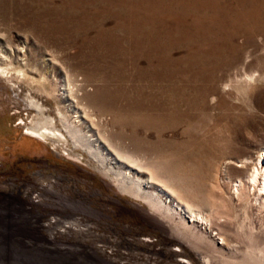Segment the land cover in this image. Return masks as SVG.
Here are the masks:
<instances>
[{
    "label": "rangeland",
    "instance_id": "obj_1",
    "mask_svg": "<svg viewBox=\"0 0 264 264\" xmlns=\"http://www.w3.org/2000/svg\"><path fill=\"white\" fill-rule=\"evenodd\" d=\"M0 43V264H264V0H0Z\"/></svg>",
    "mask_w": 264,
    "mask_h": 264
},
{
    "label": "bare ground",
    "instance_id": "obj_2",
    "mask_svg": "<svg viewBox=\"0 0 264 264\" xmlns=\"http://www.w3.org/2000/svg\"><path fill=\"white\" fill-rule=\"evenodd\" d=\"M1 50H3V48H1V45H0V52H1ZM19 50H17V49L16 50H10V53L14 54V59H15L16 62L19 61V54L21 53ZM2 56H5V55H2ZM5 58H6V56H5ZM2 59H3V57L0 56V60H2ZM0 71H1V73L3 72V70H1V69H0ZM30 98L31 99L29 101V103H30L29 105H30V107L33 110L36 111L37 120H35V122H33L34 124L32 123L33 125H31L30 127H28L26 129L27 133L31 134V135H33L35 137H38V138L46 139V138H49V137L50 138L54 137L53 139H55V138L60 139L61 138V140L62 139L65 140L66 139L65 135L60 130V128L58 129L57 124H56V120L54 118H52L50 115H48L47 110L43 106V104L40 103L38 100L32 99V97H30ZM65 122L66 121L64 120V122H63L64 125L63 126H64L66 132L68 133L67 135H70L71 138L77 139L79 141L78 143H80L82 146H84L88 151H92L94 149V147H93V144H92L90 138H88L86 135L85 136L84 135L80 136L79 135V131L77 130V128H75L74 125H71L70 123H69L70 125L68 123L65 124ZM95 150L97 151V153L94 154L95 157L98 158V159H102L104 161L105 158L101 155V153L98 152V151H100V149L99 148H95ZM261 159H262V162L260 161ZM257 160H258L259 163H261V166H262V167L259 168V170L261 172V175H260L261 181H259L260 182V185H259L260 193H259L258 198L261 199V200H264V162H263L264 161V157H262V158L260 157ZM250 172L251 173L249 175V179H250V181L252 183H254L256 178H257L256 176L259 175L260 172L256 168L251 170Z\"/></svg>",
    "mask_w": 264,
    "mask_h": 264
},
{
    "label": "water",
    "instance_id": "obj_3",
    "mask_svg": "<svg viewBox=\"0 0 264 264\" xmlns=\"http://www.w3.org/2000/svg\"><path fill=\"white\" fill-rule=\"evenodd\" d=\"M111 157H112V158H114V156H113V155H111ZM114 161H115L117 164H119V163H120V162H119L118 160H116V159H115ZM123 168H126V166H125V165H123ZM129 171H131V172H132V171H134V170H133V169H129ZM133 173H134V172H133ZM161 192H162V191H161ZM162 194L164 195V193H162Z\"/></svg>",
    "mask_w": 264,
    "mask_h": 264
}]
</instances>
